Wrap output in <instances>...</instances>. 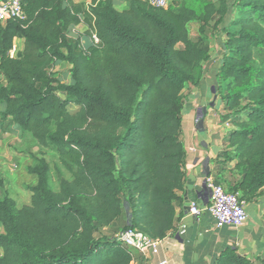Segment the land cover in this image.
<instances>
[{
	"label": "trees",
	"instance_id": "trees-1",
	"mask_svg": "<svg viewBox=\"0 0 264 264\" xmlns=\"http://www.w3.org/2000/svg\"><path fill=\"white\" fill-rule=\"evenodd\" d=\"M124 2L25 0V20L0 26V128L53 147L70 175L56 172L54 189L44 157L25 167L35 177L29 204L0 199V264H131L117 233L162 240L176 229L184 92L200 86L218 34L217 93L231 125L218 171L234 162L237 173L214 183L245 203L264 196V0ZM80 23L85 31L71 36ZM16 38L22 47L10 57ZM60 62L68 84L52 71ZM212 264H264V254L227 248Z\"/></svg>",
	"mask_w": 264,
	"mask_h": 264
},
{
	"label": "crops",
	"instance_id": "crops-1",
	"mask_svg": "<svg viewBox=\"0 0 264 264\" xmlns=\"http://www.w3.org/2000/svg\"><path fill=\"white\" fill-rule=\"evenodd\" d=\"M73 1L88 5L93 0ZM103 1L95 0V3ZM111 1L118 10L125 8L123 0ZM85 29L84 24L80 23L70 28V35L82 34ZM82 42L87 46L91 41L82 36ZM21 47V40L14 39V54ZM220 56L217 58L219 62ZM215 61L210 55L204 63L200 86L192 88L186 97L181 115V141L186 152L185 182L179 192L180 203L176 207V229L162 239L156 255L132 250L134 259L131 264H158L161 261H165V264H212L227 248H233L238 254L251 259L264 254V196L246 203L248 220L237 229L214 227L207 213L200 216L188 214L191 203L206 205L209 202L211 191L207 179L214 182L216 176L233 177L237 173L234 162L227 163L223 171H218L217 156L231 125L222 119L224 107L217 93L216 78L219 64L216 66Z\"/></svg>",
	"mask_w": 264,
	"mask_h": 264
},
{
	"label": "rangeland",
	"instance_id": "rangeland-1",
	"mask_svg": "<svg viewBox=\"0 0 264 264\" xmlns=\"http://www.w3.org/2000/svg\"><path fill=\"white\" fill-rule=\"evenodd\" d=\"M228 1L231 2L232 0ZM188 30L191 38L198 36V24L196 22L189 23ZM222 44L223 38L219 34L211 36L209 50L212 59L216 60V66L219 64L217 58L222 52ZM52 71L55 77L64 83H70L68 65L62 62L56 63ZM192 88L184 92L186 97ZM38 157H44L47 160L54 189L58 187L56 172H60L64 178L70 179V175L60 165L56 150L53 147L40 146L29 134H23L19 127L13 126L8 132L0 128V175L2 183L0 185V199L8 195L18 207L29 204L31 193L28 187L34 185L35 177L27 174L24 169L26 166L33 165ZM1 232L2 228L0 227ZM103 233L109 235L112 232L104 230Z\"/></svg>",
	"mask_w": 264,
	"mask_h": 264
},
{
	"label": "built area",
	"instance_id": "built-area-1",
	"mask_svg": "<svg viewBox=\"0 0 264 264\" xmlns=\"http://www.w3.org/2000/svg\"><path fill=\"white\" fill-rule=\"evenodd\" d=\"M25 0H0V26L9 20H25L23 10ZM127 1V0H123ZM153 8H167L170 0H144ZM92 40L97 42V38L92 36ZM13 57L14 52H9ZM1 60V55H0ZM207 186L210 188V200L206 205L191 203L188 207V214L192 216H200L207 213L213 222L214 227L223 228H240L243 227L248 215L246 212V203L239 198L237 193L227 191L222 185L215 184L210 178L207 179ZM114 238L125 246L140 253H151L156 255L159 251L162 240H151L146 235L125 230L117 233ZM158 264H165L161 261Z\"/></svg>",
	"mask_w": 264,
	"mask_h": 264
}]
</instances>
